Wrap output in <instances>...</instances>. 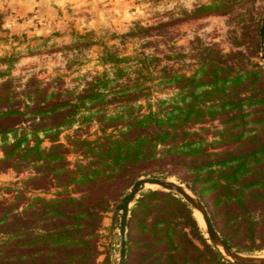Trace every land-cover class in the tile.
I'll list each match as a JSON object with an SVG mask.
<instances>
[{"label":"trees","instance_id":"16d2710c","mask_svg":"<svg viewBox=\"0 0 264 264\" xmlns=\"http://www.w3.org/2000/svg\"><path fill=\"white\" fill-rule=\"evenodd\" d=\"M241 6L242 0H210L186 15L227 16ZM258 19L250 16L244 33L229 32L228 50L196 36L192 62L178 68L159 65L156 49L116 57L104 48L103 70L78 89L58 75L21 83L0 73V172H27L0 188L9 194L0 199V264H96L103 213L139 175L152 173L174 175L195 193L235 251L263 249ZM166 24L137 25L134 37L148 45L152 35H165ZM130 60L134 69L120 66ZM156 88L171 91L150 102ZM74 124L78 129L61 142ZM91 124L93 137L86 133ZM51 188L48 197L31 193ZM204 233L179 196L146 189L129 210L124 264H232Z\"/></svg>","mask_w":264,"mask_h":264},{"label":"rangeland","instance_id":"374dc122","mask_svg":"<svg viewBox=\"0 0 264 264\" xmlns=\"http://www.w3.org/2000/svg\"><path fill=\"white\" fill-rule=\"evenodd\" d=\"M208 1L210 0H0V73L7 72L21 83L30 76L46 79L58 75L64 86L78 89L90 75L103 70L100 55L104 48L116 57H132L142 50L151 52L156 49L155 54L160 57L159 65L167 64L168 67L178 68L192 62L188 53L196 36L204 42H216L222 49L228 50L229 32L232 30L236 35L244 33L243 27L249 23L250 16L255 20L259 18V28L264 0H242L241 7L244 8L227 16L186 15L196 5ZM234 7L237 9L240 6ZM243 11L246 14L242 16ZM159 22L167 23L162 37L152 35L146 43L148 45L134 37L137 25L151 26ZM260 54L259 42V51L253 61L263 67ZM135 65L131 60L120 64L127 71L134 69ZM132 76L134 74L130 73V77ZM170 91L169 88L153 89L149 101L166 97ZM141 103L144 104L143 101ZM77 129L78 126L74 124L63 130L59 135L60 141L64 142V135H70ZM96 129L97 126L91 124L86 133L93 137ZM68 159L72 161L74 154H68ZM26 175L27 172L15 173L11 169L0 172V188L13 182L18 183ZM146 175L168 177L180 183L174 175L152 173L141 174L139 177ZM146 189L158 188L146 187L141 192ZM53 192L54 189L51 188L44 193L39 190L31 193L48 197ZM8 197L9 194L0 189V199ZM120 201L121 197L112 201L102 215L97 230L96 264H115L117 261ZM192 211L194 214L193 209ZM194 216L204 230L200 218L195 214ZM240 253L261 256L264 255V248Z\"/></svg>","mask_w":264,"mask_h":264},{"label":"water","instance_id":"95a60500","mask_svg":"<svg viewBox=\"0 0 264 264\" xmlns=\"http://www.w3.org/2000/svg\"><path fill=\"white\" fill-rule=\"evenodd\" d=\"M258 35L261 48L260 58L264 67V11L260 17ZM148 184L156 185V188L158 189L174 193L175 195L179 196L183 201H185L191 207V209L198 212L203 223V228L205 236L207 237V241L223 260L232 264H264V255L253 256L237 252L220 237L218 232L215 230L203 203L190 189H188L181 183L168 180V177L148 175L137 177L131 183L125 193L121 196L118 217V257L115 264L124 263L125 227L129 215L130 206L137 198L139 193Z\"/></svg>","mask_w":264,"mask_h":264},{"label":"bare ground","instance_id":"6f19581e","mask_svg":"<svg viewBox=\"0 0 264 264\" xmlns=\"http://www.w3.org/2000/svg\"><path fill=\"white\" fill-rule=\"evenodd\" d=\"M263 51H264V43H263ZM168 180L173 181V180H171L170 178H168ZM173 182H174V181H173ZM146 187H157V186H156V185H150V184H148V185L145 186V188H146ZM194 214L198 217V219L200 218L198 212H196L195 210H194ZM200 220H201V218H200ZM201 221H202V220H201Z\"/></svg>","mask_w":264,"mask_h":264},{"label":"crops","instance_id":"0c3cea01","mask_svg":"<svg viewBox=\"0 0 264 264\" xmlns=\"http://www.w3.org/2000/svg\"><path fill=\"white\" fill-rule=\"evenodd\" d=\"M34 1V0H33ZM38 1V0H37ZM42 1H45V0H42Z\"/></svg>","mask_w":264,"mask_h":264}]
</instances>
